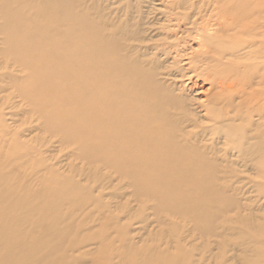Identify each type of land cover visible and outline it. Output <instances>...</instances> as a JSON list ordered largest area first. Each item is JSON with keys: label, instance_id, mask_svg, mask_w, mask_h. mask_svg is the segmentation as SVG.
<instances>
[{"label": "bare ground", "instance_id": "bare-ground-1", "mask_svg": "<svg viewBox=\"0 0 264 264\" xmlns=\"http://www.w3.org/2000/svg\"><path fill=\"white\" fill-rule=\"evenodd\" d=\"M24 2L26 15L12 18L11 1L0 0L4 46L25 32L28 50L0 58V105L19 126L29 122L17 131L0 118V264H85L95 237L111 248L109 227L83 233L111 207L93 191L116 180L124 185L113 197L125 187L139 204L118 207L150 209L163 226L156 242L184 241L182 225L205 241L169 255L158 243L139 247L124 227L116 261L99 264H264V209L239 186L250 180L264 197V0ZM38 40L43 62L28 68ZM17 63L39 77L33 94L52 93L54 80L58 105L7 93L21 80L8 70ZM39 111L47 112L40 122ZM27 130L37 131L31 142L22 140ZM73 136L70 154L89 165L70 163L65 175L46 164L47 152Z\"/></svg>", "mask_w": 264, "mask_h": 264}, {"label": "rangeland", "instance_id": "rangeland-1", "mask_svg": "<svg viewBox=\"0 0 264 264\" xmlns=\"http://www.w3.org/2000/svg\"><path fill=\"white\" fill-rule=\"evenodd\" d=\"M10 1L12 4L11 8L13 7L15 9V10L14 9L10 10V14L11 15L13 14V16H14L12 18L20 17L22 14L26 15V12H27L26 10L28 8V5L24 2V0H10ZM3 19H4L3 16L0 15V22H2ZM34 22H32L31 20L28 19L22 23L26 27H29L30 29L35 31V28H37V26ZM25 35H26V33L24 32L22 35L15 36L12 40H7V41H9V43L11 42V44H10L11 46L10 45L8 46L7 44L4 46V41H3V39H1L2 35L0 34V37H1L0 38V51L1 52L3 51V53L7 55V57H5L4 55H1V52H0V58H2V59L4 58L5 60H7L8 58L13 57L12 54L14 52L11 49H15V48L20 47V49L27 50V48H26L27 45L25 44V41H26ZM37 44L39 47H37V49H35L36 50L35 52H37L36 54L38 55V57L36 55V57L33 58V66H28V68H34V67L36 68L40 65V63L43 62L42 61V55L40 53V52H42L43 48L40 46L39 40H38ZM4 48H6L7 50H5ZM20 56H21L20 60H22L23 56L22 55H20ZM22 62H23V60H22ZM1 65L2 66H0V67H2V68H0V70L5 69L3 64H1ZM28 68L23 67L20 63H17L16 67H14V66L8 67V70H12L15 73L17 72L18 75H21V80H19L18 82H15V83H10L8 85H5V86H7L5 88L6 90H8L7 93H13L15 96L14 97L15 101H19L20 97H19L17 91L18 90H20L21 92L27 91V94L25 95L26 101L22 102V103H25V105L31 104L33 100L36 101L37 99H38L37 101L42 102V104L44 106L46 105V103L50 104V105H58V102H57V95L58 94L57 93H60V90H58L59 88H55L56 83L54 82V80H51L52 82H50V86H49V87L54 89L52 93L43 91V92H39V93L37 92V93L33 94L32 91L28 90L29 86L35 82H38V78H39V77H37V75L31 76V73L29 74V72H28ZM0 84L3 85L4 82L0 81ZM43 101H44V103H43ZM22 103H19V104H22ZM44 109L47 111L46 108H44ZM8 112H9V110L7 108H4L2 105H0V113L2 114V117L0 116V118L2 119L3 123L5 125H7L9 128H11L13 130H17V131L19 130L20 131L22 128L25 129L29 125L28 124L29 122H28V123H26V125L19 126L21 124V122H20L21 117H19V116L14 117V120H15V122H14L13 118H11L8 115ZM39 112H41V111H39ZM47 112L43 111V112L39 113L40 114V117H38L39 122L43 118L42 114L47 113ZM35 116L36 115H32L30 117V120L35 121L33 123L38 122L37 119L35 118ZM56 116H59V115L56 114ZM22 119H23V117H22ZM35 134H37L36 130H34V131L27 130V131H25L24 136L22 137V140L29 141L30 137L34 136ZM84 140H87V138L84 137ZM29 142H31V141H29ZM32 143H34V145L37 146V143H35V141ZM54 145H56V147H54L55 149L52 147L53 149H50V151L47 152V155L49 156V158L46 159V164L47 165H53L54 169H56V172L58 171V172H61L62 174H65V175H71V173L69 171V165L68 164L72 163V164H76V165L81 166V167H87V165H89L88 163L81 161V159L78 158V156L74 157L70 154V152L72 150H74V148H77V138L76 137L73 136V137L69 138L67 143L63 144V147L58 146L57 143H55ZM44 150H45V148H44ZM23 169L30 171V165L27 164L26 166H24ZM74 179L80 181L82 184H86L87 186L89 185L92 187V185H93V182H89L88 180H86L85 177L80 173L77 174L75 172ZM121 183L122 182L116 180L109 187H105L102 190H96L95 189L93 191V195L100 196L102 201L107 202L108 204H110L111 207H110V210L98 209L99 212L102 213L101 217H100L101 220L98 219L99 221L98 222L96 221V224L93 226V228L84 232L83 234H86V235L87 234H90V235L93 234V236H96V234H98V232L101 231V228L107 226L106 228L109 227L111 230H113V232L110 233V237H109V239L111 240V242L109 244L112 245V247L108 248L106 245L107 242L105 240H104L105 242L103 244H105L106 247L105 246L99 247V241L95 237V239L91 240L93 245L91 244L87 247V249L89 247H91V254L87 255L86 259L84 258L86 260L85 264H91V263L99 264L101 262L105 263V262H107V260H110V258H111V262L114 263V261H116V259H117L116 255H117L118 251H121V248H122V247H120L121 246L120 237H117L115 231H116V229L122 230V229H124V227H126L130 231V235L134 238L135 242L137 243V245L139 247H145L147 245L151 246V245L158 243V244H160V247L162 249H165V250L169 249L166 252V254H169V255L170 254L171 255H178L179 253H181V251L184 247L186 249H191L193 247L192 244H195L196 246H202L203 241H205V240H203V238L197 236L195 234V232L189 233V230L191 229V225H189V226L182 225L180 227V229L178 230L179 236H182V235L186 236L185 240L182 242L179 240H174V241H172L171 244H169V247L165 243L163 244L162 242H159V241L156 242V240H154V237H152L151 234H152V232L163 228V226L159 225L155 221V217H154V215L150 209H144V211L142 210V212L140 214L129 215L127 213V209L124 207V205H123V207H118V205L121 203L129 206V208H131V209L137 208V206L139 205L138 202L136 201V199L134 200L133 197L128 196V192L130 189L125 188V187H123L122 189L119 190V192H120L119 195H117L116 197H113V193H115V187L119 184L122 186L124 185L123 183L122 184ZM239 186L241 188V193H242L243 198L253 200L256 204L260 205L264 209V197L257 194L254 191L253 183L250 180H243L241 183H239ZM180 194H181V192L177 193L175 195L176 198H179ZM140 199H142V198H140ZM183 199H184V197H182L181 200H183ZM187 199H189V201L191 202L190 204H194L195 202H200L201 198L196 197V198H187ZM69 208H70V206H69ZM110 211L115 216H117L119 218V220H120L119 223L114 224L113 222H111L110 213H109ZM144 217L147 218L146 221H142ZM177 217L178 218L174 217V219L182 221L185 219L186 216L183 215V216H177ZM198 220H200V219H198ZM199 224H201V221H199ZM99 239H102V237H100ZM208 239H209V242H211L214 246L215 238L210 237ZM94 242H97V243H94ZM197 252L198 251L195 250V253H197ZM203 255H206V253L203 252V250H202V252L200 253V257ZM80 261L81 260L78 259L76 261V264H80L81 263Z\"/></svg>", "mask_w": 264, "mask_h": 264}]
</instances>
